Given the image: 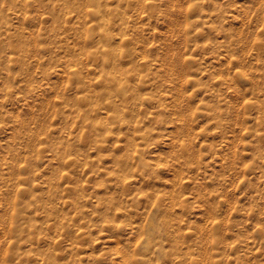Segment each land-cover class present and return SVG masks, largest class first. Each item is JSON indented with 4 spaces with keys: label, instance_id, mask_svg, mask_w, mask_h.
<instances>
[{
    "label": "rangeland",
    "instance_id": "1",
    "mask_svg": "<svg viewBox=\"0 0 264 264\" xmlns=\"http://www.w3.org/2000/svg\"><path fill=\"white\" fill-rule=\"evenodd\" d=\"M0 264H264V0H0Z\"/></svg>",
    "mask_w": 264,
    "mask_h": 264
}]
</instances>
